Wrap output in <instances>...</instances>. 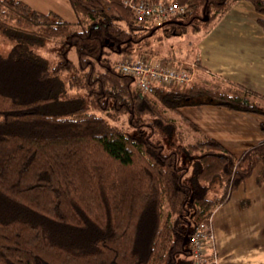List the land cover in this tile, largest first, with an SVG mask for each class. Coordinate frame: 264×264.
<instances>
[{
  "label": "trees",
  "instance_id": "16d2710c",
  "mask_svg": "<svg viewBox=\"0 0 264 264\" xmlns=\"http://www.w3.org/2000/svg\"><path fill=\"white\" fill-rule=\"evenodd\" d=\"M67 1L74 21L0 0L14 40L0 54V264H190L196 226L258 164L264 179V139L236 155L179 108L264 115V96L194 81L143 93L113 56L158 55L159 30L208 32L237 0H175L185 12L159 24L124 0ZM248 1L264 32V0ZM48 38L59 41L53 64L32 49ZM172 114L193 129L188 142ZM123 115L126 129L113 123Z\"/></svg>",
  "mask_w": 264,
  "mask_h": 264
},
{
  "label": "crops",
  "instance_id": "0c3cea01",
  "mask_svg": "<svg viewBox=\"0 0 264 264\" xmlns=\"http://www.w3.org/2000/svg\"><path fill=\"white\" fill-rule=\"evenodd\" d=\"M24 1L35 8L33 0ZM256 17L248 0H237L208 32L198 31L193 55L166 56L179 65L198 62L191 82L223 89L238 83L264 96V32ZM181 110L202 132L236 155L264 139L260 126L263 114L212 104L184 106ZM259 169L260 164L212 212L213 240L207 244L206 254L210 256L213 251L216 264H264V179L257 180Z\"/></svg>",
  "mask_w": 264,
  "mask_h": 264
},
{
  "label": "built area",
  "instance_id": "2783aa9c",
  "mask_svg": "<svg viewBox=\"0 0 264 264\" xmlns=\"http://www.w3.org/2000/svg\"><path fill=\"white\" fill-rule=\"evenodd\" d=\"M139 19L159 24L177 13H184V6L175 0H124ZM162 58L153 55L145 59L126 56L116 61L115 67L122 73L131 75L136 86L143 93H151L157 85H175L186 87L191 83L192 73L187 68H177L171 63H163ZM213 232L211 218L207 222L199 223L190 239V264H216L215 254H206L207 244H211Z\"/></svg>",
  "mask_w": 264,
  "mask_h": 264
},
{
  "label": "rangeland",
  "instance_id": "374dc122",
  "mask_svg": "<svg viewBox=\"0 0 264 264\" xmlns=\"http://www.w3.org/2000/svg\"><path fill=\"white\" fill-rule=\"evenodd\" d=\"M33 6L41 10L43 12L47 11H55L61 16H63L65 19L74 21L75 17L73 14V11L68 3L67 0H33ZM39 7V8H37ZM158 34L161 35V39L155 38L153 39L151 45L153 48L159 49V53L161 55H168V53L173 54L177 58H181L185 55V57H190L193 55L196 51V38L200 34L198 31H193L191 29H188L186 33L183 34H171V35H164L161 30L158 31ZM13 39L7 36L5 33H3L0 30V54L5 55L8 53V50L13 43ZM32 49L42 56L44 59H46L50 64H53L56 61L57 58V52L59 50V41L58 39H44L39 43L33 44ZM170 51V52H168ZM68 57L71 59H75V52L74 49L71 48L68 51ZM113 58L117 61L119 58L118 56H113ZM138 58V57H136ZM165 58H168L172 61L171 58L166 56ZM176 61L175 59H173ZM179 62V61H178ZM171 63V62H169ZM172 65L176 66L177 68H187L184 66H188V70L190 71V74L193 72L195 69L198 68V62L197 61H187L183 62L182 65H179V63H171ZM68 76L67 73H63L61 75V78L63 80L66 79ZM193 79V77H192ZM175 86V85H171ZM188 86V85H187ZM208 87V86H207ZM80 92H78L79 94ZM182 107L179 108V112L183 115V111L181 110ZM177 120L178 123V129L180 130V135L183 138V141H189L192 139L193 129L182 119H180L179 115L177 114H172ZM187 117V116H186ZM188 118V117H187ZM191 120V119H190ZM192 121V120H191ZM193 122V121H192ZM116 123L117 125L123 127L124 129L127 128L126 122H125V115H123L119 121L113 122ZM194 123V122H193ZM195 124V123H194ZM201 130V129H200ZM202 131V130H201ZM164 143L167 146H170L171 143L173 142L172 139L169 140L167 138L163 139Z\"/></svg>",
  "mask_w": 264,
  "mask_h": 264
}]
</instances>
